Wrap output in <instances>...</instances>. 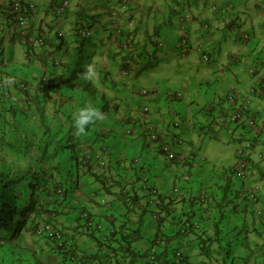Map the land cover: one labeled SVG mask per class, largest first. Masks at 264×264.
I'll list each match as a JSON object with an SVG mask.
<instances>
[{
    "label": "crops",
    "instance_id": "crops-1",
    "mask_svg": "<svg viewBox=\"0 0 264 264\" xmlns=\"http://www.w3.org/2000/svg\"><path fill=\"white\" fill-rule=\"evenodd\" d=\"M32 1L38 5V14L42 23L36 29V32L39 34L44 32L47 37L54 38L55 31H51L52 27L50 26L55 23L53 17L57 20L56 24L60 25V20L56 18L52 9L58 0ZM228 1L230 0H196L193 7L184 2L183 8L189 7L193 16L189 26L191 36L194 39L201 38L217 54L214 62L211 63L213 65L212 74L216 78L214 81L210 78L204 83V85H207L210 94L207 95L204 103L215 101V98H217L214 103L221 104L227 93L235 89L240 100L251 102L253 114L258 119L254 130L243 128L247 127L246 125H238L232 129L216 124H212L210 130L212 134L219 137V140L225 136L238 144L247 139L253 141L254 149L250 159L252 166L249 177L246 181L240 182L236 178L226 177L225 171H220V169L216 172L205 171L202 164H197L198 157L205 148H201V143H197L196 139H200L201 142L204 141L206 136L205 126L208 123L207 120L197 121L196 119L200 116L199 107L202 104H192L188 101L172 102L166 96L167 90H163V104L166 106V110L156 105L152 119L158 123L159 135L163 142H169L176 135L178 139L184 141L182 146H178L176 149V160L166 162L157 151L156 146L148 140L146 122L142 119L140 113L134 109L133 105H128V108L130 106L133 108L131 107L125 111H123V108L126 107L118 109L114 112V115H110L113 118L111 124H109L111 126L107 125L101 128L104 136L107 134L104 142L109 144L108 149L103 147V143L101 145V141H97L102 153L105 154L109 162V171L97 181L106 180L109 177L117 180L116 182L119 181V188L123 189V193L128 192L136 198L134 201L135 206L131 208L132 214L126 215L131 209H125L121 204V195L119 196L112 191L107 197L116 203L117 208L115 211L105 212L104 209L96 207L95 204L90 208H93L91 210L93 215L98 219H104L107 225L124 226L129 230H134L139 227V213L142 214L146 208L147 197L143 188L144 179H147L150 184L161 190H170L173 187L182 185L188 189L190 195L187 200L171 202L170 209L174 211V217L169 219H174L175 229L184 217L185 219H191L193 222L198 220L196 222L200 223V229L195 231L197 234L200 231H206L207 234L213 235L215 232L214 223L219 220L217 219L219 213L216 211V215L209 205L206 208L199 209L197 197L206 194L210 201L215 200L218 202L221 199L222 191H225V194L232 196L230 198L232 203L228 208L223 209L226 215L225 222L221 226L223 233L220 234V240L215 243L213 249L217 251L218 245L230 243L232 251L226 264H264V221L256 215L257 208H264V159H258L259 153L264 152V79H260V76H252L250 73L252 65L264 60V0L256 2L252 0H235L233 10L225 14L222 19L216 20L211 13L212 5L210 4L212 2H215V4L229 3ZM151 2L152 0H129L126 3L124 0H93L87 3L86 0H73L69 15L61 24L63 27L65 25L68 27L76 20H82L85 25L90 22V26H95L94 29L101 33L99 35L101 37L102 31H106L108 28L109 11L116 8L121 11L123 22L135 20L136 26L141 25L143 30L151 31V28L154 27L152 21L148 18L141 20L143 12L146 15L151 12L152 9L149 11L148 7ZM181 2L182 0H171L169 4L172 10H176ZM0 10L4 11L1 1ZM242 14H247V17H250L248 27L241 24ZM226 29L233 33L232 38H226L224 33ZM3 32L0 45H3L2 48L7 42L11 45L10 56L6 53L5 57H14L16 45L20 44V41L13 36V33ZM242 32H249L253 41L244 42L243 44L237 42V37ZM230 44H233L237 51H231ZM20 46L24 53V47L21 44ZM8 62L16 66L12 58ZM256 86L260 87V92L251 96L250 91ZM125 116L131 120L127 121L126 119L123 121ZM176 117H180L184 121V126L180 130L174 127L173 120ZM136 119L137 122H135ZM131 122L136 123L133 135L126 136L125 130ZM95 180V177L89 179L92 183ZM98 185L100 184L95 185V190H98ZM257 185L261 187V197L259 202L254 204L246 198V194ZM169 202V200H166V205ZM148 215H150L149 212L143 216V220L141 219L143 223L141 232L144 240L137 244L145 249L152 241L150 236L154 234L157 228V224L152 218L146 217ZM192 215H196L194 220L191 218ZM169 225L174 227L173 224ZM169 230L173 229L169 228ZM79 239L80 247H84L86 250L84 252H87L88 255L106 251L105 248L101 249L100 246L105 244L98 238L79 236ZM175 241L192 264H203V261H208L200 256L199 236L196 234L184 238L178 237Z\"/></svg>",
    "mask_w": 264,
    "mask_h": 264
},
{
    "label": "trees",
    "instance_id": "trees-1",
    "mask_svg": "<svg viewBox=\"0 0 264 264\" xmlns=\"http://www.w3.org/2000/svg\"><path fill=\"white\" fill-rule=\"evenodd\" d=\"M232 9L233 7L228 8L226 14L232 11ZM53 12L56 18L60 20V24L61 21L68 17L67 14V16L61 17L56 9H54ZM32 17L34 18V16ZM53 19L55 20L54 17ZM74 22V34L69 40L63 39V28L60 27L50 26L52 27L50 30L55 31L54 38L47 37L44 32L39 34L35 30V33L38 34V40H43L44 46L53 48V45H58L59 47L55 50L51 49L52 51H46V49L41 47V50L38 52L43 55L36 61L37 63H41L43 67L38 68L35 67V62L33 61V56L37 51L30 46L25 51L26 56L29 57L30 60H27L22 65V73H24L25 76L20 75L18 78L16 75L17 67L14 66L13 69L9 68L7 63L9 59L13 57H5V47H0V102L2 103V105L0 104V109L9 108L15 115L32 116L30 114L33 112L38 116L40 124L44 127L41 136L42 144L38 146L39 156L36 161L34 160L35 162L32 161L34 163L30 162V164L25 167H14L6 161L8 159L7 157L9 153L13 155L20 153L25 154L29 150L27 146L29 147L34 144H30L27 136H25V141L23 143H16L10 131H4L2 134L0 133V248L3 247L6 242L18 244V241L15 240H18L19 236L22 235L24 231L28 230L35 232L37 226L43 221L55 223L56 220H54V218L57 216L54 215L58 211L55 209V204H58L54 199L56 192L59 188L67 186L74 178L71 175L72 173L62 174L64 163L61 159L64 154L69 153L72 158L71 162L74 158L76 159V168L74 167V169L77 179L80 177V172L84 175L96 177V179L104 177V173L100 174L98 171H103V168L107 166L97 169V173L93 172L90 160H88L86 154L89 149H91L90 146L93 145V143L89 142L90 139H94L95 143L101 141L100 143H103V147L108 149L107 147L109 144L104 142L105 136L103 132H101V128L111 124V116L106 117L103 121H97L92 124L85 135H76L73 127V113L80 107L91 104L100 110L103 108L102 111L108 113L106 110L108 109L109 103H111L110 100H108V103V101L103 102L100 99L107 97L99 93L98 86H91V84L86 86L81 83L83 78L80 76V73L85 70L84 61H81L80 65L76 64V60L73 56V52L78 50L82 51L87 49V51H89L92 42L96 44L97 41L95 40L99 34L94 33L92 37L83 38L78 32L85 24L82 20H76ZM39 24H42L41 20ZM89 24L90 23H88L87 26H90ZM92 29H94V27H92ZM189 30L190 28H188L185 38H181L180 46L183 45L184 40L187 42L189 41L191 37ZM106 32L108 33L107 29ZM108 34H110V36L102 32L101 39L103 38V42L106 41L107 38L112 39L111 36L113 32L111 31ZM141 35L146 37L142 41H147V43H144L142 46H140L142 44ZM55 41L61 42V44H57ZM251 41H253L252 36L249 42ZM161 44L162 38H160L158 26L152 31L143 30V33L141 26L134 29L124 28L121 34L118 35L117 40L110 45V47L118 49V52L115 53L112 51V53H109V60L118 64L120 74L123 71L126 75L130 76L134 71V66H139L141 64L140 60H143L146 55L156 54L158 50L162 48ZM26 46H28L27 43L25 44V47ZM149 47L152 48L150 49ZM63 52L65 59L61 60L63 55L60 56V53ZM60 61L61 63H59ZM31 68L34 69L29 71L28 69ZM100 70L101 69H99V71ZM99 75L102 78L101 85L113 92V100H115L114 108L116 110L125 106V110L130 109L132 106L128 108V105H133L136 110L140 108L141 97L138 93H132V95L128 94L126 96L122 95L123 91H120V89H122L120 86L123 87V84L127 85L126 82L119 83L116 81L109 70H101ZM7 76L11 80H15V89L9 86ZM44 76L48 77L46 78ZM111 77H113V81H111ZM34 78H38V81ZM21 82L31 86L27 92H22L23 95L19 90ZM10 85L12 86L13 84ZM70 85H73L71 90L68 88ZM16 89L18 91L15 96L17 102L13 103L11 97H8V94L5 93H13ZM24 96H26V99L22 101ZM82 96H84L85 99H82ZM174 97L175 99H171L172 102L184 101V97L180 96L179 93ZM118 100H126V102L119 107L120 102H118ZM22 102L23 105L21 104ZM48 106H52L51 112L48 111ZM113 111L116 112L115 110ZM207 114L209 115L211 113L207 112ZM25 127L26 125H24V128ZM205 128L211 130V124ZM84 136L86 137L84 138ZM172 144L173 143H171V146ZM83 169L87 171L83 172ZM106 170L107 168L104 171ZM102 182L104 183V181ZM230 198H232V196L222 191L221 199L216 202V204L211 205L212 209L219 213V220L214 224L215 232L213 235L207 234L206 231H200V233L197 234L195 232L196 230L192 228L191 219H185L183 223L182 229H184V231L188 230V232L199 236L200 256L208 260L205 262L203 261V264H226L230 259L232 251L230 243L218 245L217 251L213 249L222 233L221 226L226 219L223 209L228 208L232 203ZM147 211L149 212L150 209L146 206L143 213H139L140 219H144L143 216L148 214ZM163 214H168L166 206L163 207ZM165 219L166 217H164L162 221L164 222ZM142 220L139 221L138 228L130 232L125 230V235L121 234L119 238L113 237V241L111 240L110 243L105 246L106 252H98L90 262L94 261V264H153V261H149L148 257L138 252L136 248V244L143 238L141 232L143 226ZM87 237L89 236L87 235ZM65 238L68 239L69 235L66 234ZM40 239L44 240L47 247L50 249L51 256L59 258L61 264H80L83 261L84 264H88L85 258L88 254L84 252L86 251L84 247H80V239L75 242L68 240L72 244L70 246L60 241L46 239L45 237H40ZM113 242H116V245H114ZM68 247L75 249L69 250ZM126 253L128 256H123V254ZM163 253H165V251H163ZM98 254L101 255V257H98ZM161 260L162 258H160L158 262L156 261V264H173L174 261L173 256L171 257L169 254H163V261ZM48 261V258L45 257L44 254L39 253V255L35 257L28 256L27 260L22 264H50ZM4 263V260L0 257V264ZM12 264L19 263L14 262Z\"/></svg>",
    "mask_w": 264,
    "mask_h": 264
},
{
    "label": "clouds",
    "instance_id": "clouds-1",
    "mask_svg": "<svg viewBox=\"0 0 264 264\" xmlns=\"http://www.w3.org/2000/svg\"><path fill=\"white\" fill-rule=\"evenodd\" d=\"M0 1H1V5L4 7V11L3 12H2V10H0V22H1V27H2V34H4L3 31H9L8 32L9 34L13 33V36L18 38V40L20 41V44L24 47V51H26L30 46L35 48V50L37 52L33 56V61L34 62L36 60L40 59V57L43 55V54H40L38 52V51L41 50L40 49L41 47H43V49H46V51H48V50L52 51L51 49L55 50V49H57L59 47L58 45H56L55 48H49V47H46L44 45L43 46L35 45L31 41V39H38V34L35 33V30L38 29V27L40 25L39 22L41 20V18L39 17V14H38L39 13L38 5L34 1H32V0H19V1H21V4L23 6V9H22L21 12H15L14 11V8H13L14 7L13 6V1L14 0H0ZM16 1H18V0H16ZM128 1L129 0H124L125 3L128 2ZM234 2H235V0H233L231 2V4L229 6H226V7H224L221 4H213L211 6V13H212L213 17L216 20L222 19L223 16L226 14V11L228 10V8H232L233 7ZM61 3H62V0H58L57 3L52 7V9L53 10L56 9V11H57L59 6L61 5ZM72 3H73V0H71L70 6L68 7L66 12H64L63 14H59V13L58 14L61 15V17L69 15V11L72 8ZM214 7H218L219 11H215ZM19 13H21L23 17L27 18V23L25 25H22L19 22V20L17 19L18 16H19ZM109 13H110V15H109V21H108V24H107L108 25L107 30H108V33H110L111 31L113 32V35L111 36L112 39L107 38V40H106V44L109 45V46L112 45V43L115 40H117L118 35L121 34V32H122V30L124 28L134 29L136 27L141 26V25L136 26L137 24H136L135 20H129V21L123 22L122 18H121V11L119 9H116V8L111 9L109 11ZM114 13H116L117 15L114 16ZM217 15L220 16V19H217ZM32 16H34V18ZM65 20H66V18L63 21H65ZM53 21H55V23H56L57 20L55 19ZM55 23H54L53 26L63 28L62 24H60L58 26ZM83 26L84 27L78 32L79 35H81L83 38L92 37V35L94 33H98L100 35L98 30L92 29V27L95 28V26H93V25H91V26L83 25ZM83 31H86V33H89V35L88 36H84L83 35ZM102 32L110 36V34L106 33L105 30H103ZM73 34H74V31H73V33H71V37L73 36ZM66 35H68V33H65V31L63 29V35H62L63 39H67L68 38V37L66 38ZM185 35L182 36V37L185 38ZM251 36L252 35L249 32H242V33H240L238 35L237 42H239L241 44H243L244 42H248L249 43V41L251 39ZM140 37H142V36H140ZM1 38H3V37L1 36L0 39ZM102 40H103V38L101 39V37L98 36L96 44L93 45V46H90V49L94 48V46L95 47L98 46V44ZM142 40L143 39L141 38V43L142 44L140 46H142L144 43H147V42L142 41ZM55 42H57V41H55ZM26 43L28 44V46L25 47ZM188 43H189V41H188ZM57 44H61V42H57ZM106 44H104V45H106ZM2 46L3 45H0V47H2ZM199 47H202V49H203L202 52L199 51ZM204 47H205L204 41L199 38V40L197 42V45L196 46L192 45V46L188 47L186 52L183 51L182 45L179 46L178 57H185V56H187L190 53V51L200 52L201 55H202V59H201L202 62H205L203 60V55L208 54L210 59H209V61H207L205 63L211 64V63L214 62V59H215L216 55H215L213 50H205ZM83 51L84 50H82V51L78 50L76 52H73V56H74V59L76 60V64L80 65L81 64L80 62L84 61V69L85 70L82 73H80V76L83 78L81 80V83L83 85H86V86H89L90 84H91V86L92 85H96L97 86L98 83L94 82V80L93 81L91 80V79H94L96 77V75H97L96 66H95V64H88V65L85 66V63L87 61H86L85 57H84L85 59L82 57L81 52H83ZM113 51L114 52H118V49H113ZM111 53H112V51H111ZM61 55H63V58L61 60L65 59L64 52L60 53V56ZM146 56H149V55H146ZM13 58H12V60H13ZM144 59H146V57L143 58V60ZM27 60H30V58L27 57L25 52H24L23 53V62H22V64L15 63V65L17 67V70L20 69L22 67V65ZM143 60H140L141 64L139 66H137V65L134 66V71H133V73L130 76L126 75L122 71V73L119 74L121 76L115 75V77H118L120 79L119 81H122L124 83L126 81L131 80L132 78L133 79L138 78L139 75H140L139 74L140 66L142 65V61ZM236 60H239V59H236ZM59 63H61V61ZM7 64L9 65V68L14 67L13 64H9V62ZM57 64H58V61H57ZM103 70H110V69L107 68V66H105V68H103ZM250 73H251L252 76H260L261 77L260 79H264V60L258 61L256 64L252 65V67L250 69ZM23 76H25V75H23ZM44 77L47 78L48 76H44ZM39 80H41V79H39ZM87 80H89V81H87ZM36 81H38V78L36 79ZM116 81H118V80H116ZM129 84H130V82H129ZM138 84H139V87L137 89V93L141 97V103H140V108L137 111L140 113L142 119H144L145 122H146L148 140L156 146L157 151L163 156V158L165 159L166 162H173L177 158V151H176L177 147L178 146H182L184 141L182 139H178V137L173 136L172 139L169 142H166V141L163 142L161 140V138H160V135H159V131H158V127H157L158 123L152 119V114L150 113L149 108L146 106L147 105L146 98L148 96L157 94L159 97H163V92L164 91L159 89V88H157L156 86H152V89H148L145 86L142 87L140 85L139 80L137 81V85ZM23 85L25 86V88L22 87ZM30 87L31 86H29L27 83L21 82L19 90H20V92L22 94V92H27ZM169 91L170 90L166 91V96L167 97H168ZM251 93H254V94L258 93L257 88H255V87L252 88ZM5 94H8V97H11V101L13 103L17 102V99L15 97L16 96L15 93H10L9 94L8 92H6ZM179 94H180V96H183V94H181V93H179ZM231 95L236 96V103L239 105V102H238L239 95H238L237 90H235V89L230 90L227 93V95L223 98L224 99L223 103H221V104H219V103L208 104L205 107V109L202 111L203 115H208L207 112L211 113V114H209L210 115L209 118H212V121L208 122L207 124L208 125L216 124V125L221 126V127L232 128V129L237 127L238 125H240V126L246 125L247 128H249L251 130H254L256 128V126H257L258 119L254 116L253 111H252V107H251L250 104H248L249 111L247 113L246 121L240 122L237 125H230V126H223V125H221L219 123L218 116L223 110L227 109V107H228V105H227L228 102L227 101H228V98ZM107 98H104V100L105 99H106L105 101L111 100V99H113V96H112L111 99L110 98L107 99ZM23 99H26V96H24ZM105 101H103V102H105ZM211 105H213L215 108H213L212 110H208V108ZM102 109L100 110L99 108H97L96 106L91 105V104H86L85 106L80 107L79 109H77L73 113V127L75 129L76 135L80 136V135L87 134V131H88L89 127L92 124H94L97 121H101V120L103 121V119L105 118L106 115H107V117H109L110 115H114V111L113 110L117 111L114 108V106L113 107L112 106L111 107L108 106V109L106 110V112H108V113L103 112ZM213 114H214V116H213ZM209 118H207V119H209ZM112 119L113 118L111 116L110 120H112ZM126 119H127V121L131 120L130 118H127L125 116V118H123V121L126 120ZM249 120H253L255 122L254 126H252V127L249 126V124H248ZM135 122H137V119L135 120ZM135 122H131L130 124H128L127 129L125 130V135L126 136H132L133 135L134 127L136 125ZM208 125H206V126H208ZM183 126H184V121L182 119H178V120L174 121V127L176 129L178 128L177 130H180V128L183 127ZM152 131H154L153 133L156 134V136H157L156 139H152V134H153ZM205 134H208V133H205ZM106 136H107V134L105 135V137ZM171 143H173L172 146H171ZM93 144L94 145L92 146V148L89 149L88 153L86 154L88 160H90V165L92 166L93 172L97 173V169L103 168V167H106V166H107L106 167L107 168L106 171L108 172L109 171V162L107 161V157L105 156L104 153H102V150H100V147H99L98 144L97 145L95 143H93ZM248 144H250V147L248 148L249 152H248V155H247V158H246L247 161H248V164H247V166H246V168L244 170L245 176L244 177H240L239 173L241 172V167H240V161H239V158H238V155H237V151H238L239 148L246 147V145H248ZM101 145H102V143H101ZM166 146H170L172 151L174 152V158L171 159V160H168L166 158L165 151H164V147H166ZM263 147H264V145H263ZM93 148H95V149H93ZM253 149H254V143H253V141L251 139H247V140L242 141L238 145L237 150L235 152V161H234V163L232 165H228V166H221L220 171H225L226 172V177L236 178L240 182L246 181L247 178L249 177L250 169H251V166H252L250 159H251V154L253 152ZM260 155H263V157L260 158ZM258 159H260V160L264 159V152L259 153ZM101 161L104 162V165L100 164ZM106 168H103V169L105 170ZM104 170L103 171H98V173H100V174L104 173V175H105L107 172H105ZM84 171H87V170L85 169ZM80 178L81 177H78V179H77V177H74L73 181H70L71 185H68L69 183L67 184V187H69V189L73 188L74 194H70V192L68 191V188L62 187V188H59L57 190L56 196L54 197L55 201L58 203V204H55V206H56L55 209L58 210V211H57V213L55 215L53 214L54 216H57L56 218H54V220H57L59 217H61V214L64 211V206H66V207L67 206L74 207L77 210L76 220H73V218H69L68 216H65V217L63 216V218H64L63 224L64 225L62 224V226H65L66 228H68L67 231L62 226L61 227L56 226L55 223H52V222H49V221H47V222L43 221L37 226V228L35 229V232L34 231L33 232L35 233V235L37 237H39V238L43 237L42 235H40L38 233V230L44 225H51L53 228H55L58 231H60L64 235V237H65L66 234L69 235L68 239L65 238L66 242H67V243H65V245H67V246L72 245L70 243L71 240L75 242L76 240H79V236L87 237V235H88L90 238H93V239L98 238V239H100L103 242V244H105V245H101L100 246L101 249L102 250H103V248L106 249L105 246H107L108 243H110L111 240L113 241V239H114L113 237H116V238L118 237L119 238V235H121V234L125 235V230L129 231V232L132 231V230H129V229L125 228L124 226L116 227V226L107 225V223H105L104 219H98L96 216L93 215V212L91 211L93 208H90V207L95 204L96 207H100L102 210L104 209L105 212L111 213V212L115 211L116 208H117L116 203H114L113 201L109 200L108 197H107V195H110L112 193V191H113V193H115V194H117L119 196L121 195L120 196V200L122 202L121 204L124 206L125 209L133 208L135 206V202L134 201H135L136 198L133 195H130V193H128V192L123 193L124 192L123 189L119 188V185H120V183H118L119 181L116 182L117 180H113L110 177L106 178V180H102V181H104V183L102 181L98 182L97 181L98 179H96L95 182H93V183H95L93 185L94 188H92L89 192H85L80 187ZM90 178H93V177L88 175L87 179L89 180ZM74 182H75V184H74ZM98 183L100 184V185H98V190H95V185H97ZM72 184H74V186H72ZM91 184H92V182H91ZM143 188L145 189V193H146V197H147L145 206H147L148 209H150V211H149L150 215L146 216V217L152 218V220L155 222V224H157V228H156L154 234H152L150 236V237H152V241L146 247V249L142 248V247H139L136 244L137 251L140 252L141 254H145L148 257L149 256V251L155 245H159V248H158L159 253L157 255L158 256V260L160 258H162L161 261H163V254L164 255L165 254H167V255L169 254L171 257L173 256V260H174L173 264H175V260L177 258L176 255H177V253H180L182 255L181 264H192L190 262L189 258L182 251L181 247L177 246V243L175 241L176 238H178V237L184 238V237H188V236H190L192 234L191 232H188V230L184 231V229H182L183 228V223L185 222V218L183 217L182 221H180L178 223L179 225H178V227L176 229H175L176 223L174 222V219H169L170 217H174L173 216L174 211L172 209H170L171 202L174 203V202H178V201H183V200L189 199L190 193H189L188 189L183 187L182 185H180V186H177V187H173L170 190H161L160 188L154 186L153 184H150L147 179H144ZM151 188H154V189H156L159 192V201L160 202L156 206H152L149 203ZM114 190H116V191H114ZM175 190H177L178 192H175ZM251 195H255L256 196V200H253L251 198ZM76 197H77V199H76L77 201H74ZM260 197H261V187L258 186V185L255 186L251 191H249L246 194V198L248 200H250L254 204H257L259 202ZM166 200L170 201L169 204H168L169 206L166 205L167 204ZM78 201L79 202H83V205L78 206V204L75 203V202H78ZM103 201H105L106 203L104 204ZM216 202L217 201H215V200L210 201L206 194H201V195H199L197 197V205L199 206V209L200 208L201 209L202 208H206L207 205H209L211 207V205L216 204ZM86 206H88V207H86ZM165 206L168 209V214L167 215L163 214V207H165ZM65 212H66V210H65ZM131 212H132V209L130 211H128L126 213V215H128L129 213L132 214ZM83 213H88V215H89V217L91 219L97 220V222L102 223L104 228H105L104 231L103 232H99V231H94V230H91L90 228H88L86 226V224L84 223L83 219H82V214ZM215 213L217 215L216 211H215ZM256 215L262 221H264V208H257L256 209ZM195 216L196 215H192L191 218H193V220H194ZM164 217H166V219L163 222L162 219ZM217 219H219V214L217 216ZM196 221H198V220H194V222L191 221V223H192V226H193L192 227L193 230L195 229L197 231V230L200 229V223H198ZM72 222H74V223H72ZM216 223L217 222H215L214 224H216ZM69 224H72L74 226L71 227ZM138 224H139V222H138ZM169 224H173L174 227H171ZM169 228H172L173 230H169ZM106 229L107 230L115 229L116 230V234H114V235H112L110 237L109 236L106 237V235L104 234ZM222 233H223V231H222ZM89 237H87V238H89ZM68 240H70L69 244H68ZM143 240H144V236L139 241V243H141V241H143ZM15 241H17V240H15ZM98 244H100V243H98ZM68 248H69V250L70 249H75V248H70V247H68ZM163 251H165V253H163ZM79 252H81V251H79ZM94 256H96V254H90V255L85 257L87 259V263L88 264H92V263L94 264V261L90 262V260H92L94 258ZM97 256L101 257V255H99V254ZM123 256L126 257V256H128V254L127 253L123 254ZM158 260H157V262H158ZM95 263H96V261H95Z\"/></svg>",
    "mask_w": 264,
    "mask_h": 264
},
{
    "label": "rangeland",
    "instance_id": "rangeland-1",
    "mask_svg": "<svg viewBox=\"0 0 264 264\" xmlns=\"http://www.w3.org/2000/svg\"><path fill=\"white\" fill-rule=\"evenodd\" d=\"M86 1L87 3H89L93 0L91 1L86 0ZM169 1L171 0H152V2L148 6L149 11L150 9H152L151 12L148 15H146L145 12L141 14L142 15L141 20L148 18L149 20L152 21L151 23H153L154 27L151 28V31L152 29L154 30V28L158 26L160 38H162L161 47L163 48L159 49L156 54H151L149 56H146V59L142 61V65L140 66L139 77L136 79L132 78L131 80L126 81L127 85L123 84V87L120 86L122 88L120 89V91H123L122 95L125 96L128 94L132 95V93H137V89L139 87V84L137 85V81L139 80L140 85L142 87L145 86L148 89H152V86H156L161 90H170L168 94L170 101L172 98L175 99L174 96H176L178 93H181L184 96V102L188 101V103L191 102L192 104L195 103L202 104L199 107L200 116H198V118L196 117L197 121L207 120L206 122H211L212 118H209V115H203L202 111L205 109L207 104L214 103L217 100V98H215V101L204 103L207 95L209 94L207 90V85H204V83L210 80V78L213 81L216 78V76L212 74L213 65L202 62L201 60L202 55L200 52L190 51V53L187 56L178 57L181 38L187 33L191 20L193 19V16L190 13L191 10L189 9V7L183 8V4L184 2H186L187 5L190 4V7H193L196 0H182L180 6L176 7V10L174 9L172 10ZM232 1L233 0H230L228 1L229 3L225 2L222 3L221 5H223L224 7L229 6ZM252 1L256 2L258 0H252ZM213 4H215V2H212L210 5ZM217 19H220L219 15H217ZM249 19L250 17H247V14H242L241 15L242 26L248 27ZM74 27H75V22L71 23L70 26L68 27H66V25L63 27L65 33H68V35H66V38L68 37L67 38L68 40L71 37V33H73L74 31ZM141 28L143 33V26H141ZM224 33L226 34V38L228 37L232 38L233 36V33L230 30L226 29ZM2 35H3L2 27L0 22V37ZM141 38L144 39L146 37L142 36ZM198 40L199 38L194 39L193 37H190L188 46L189 47L192 45L196 46ZM95 41H97V39ZM223 41H222V46L224 45ZM145 42L147 41L145 40ZM93 44L95 43L92 42V46ZM104 44H106V41L100 42L98 46L96 47L94 46V48L89 49V51H87V49L84 50L83 52H81V54L83 57L86 58L87 62L85 63V66L88 64H95L96 66L97 75L94 79L91 80L92 81L94 80V82L98 83L97 86L99 88L98 90L99 93L111 99L113 96V92L104 88L101 85L102 78L99 75V72L103 70L105 66H107V68L110 69L109 71L113 74L114 78L118 80L119 83H123V82L119 81L120 79L118 77H115V75L121 76L119 75L120 71L118 65L109 60V55H110L109 53H111V51H113L114 48L110 47L107 44L106 45ZM4 47L6 49L7 55L10 56V47H11L10 43L9 42L5 43ZM53 47H55V45ZM230 47H231V51H235V50L237 51V48L233 44H230ZM149 48L151 49L152 47ZM204 49L212 50V48H210L209 45L206 44ZM214 53L217 56L215 51ZM13 61L15 63H20V64H22L23 62V49L20 46V44L16 45ZM37 61H35V67L42 68L43 65L41 63H37ZM34 68L28 70L32 71V69ZM10 69H13V67H11ZM99 69L101 70L99 71ZM18 70L16 71V75L19 78L20 75L23 76L24 73H22V67L21 69ZM111 78H112L111 81H113V77ZM7 82L9 83V86L12 89H15L14 88L15 80L13 81L8 77ZM10 84L13 85L11 86ZM68 88L71 90L73 88V85H70ZM256 88L259 93L260 87L256 86ZM13 93L17 94L18 93L17 89L14 90ZM254 95L256 94L254 93L251 94V96ZM81 98L85 99L84 96H82ZM100 99L102 101H105L103 98ZM24 100L25 99H22V101ZM110 101L111 103H109L108 101L109 103L108 106L110 107L115 106V100L111 99ZM146 101H147L146 106L149 108L151 114L154 113V107L156 105L157 107L166 110V106L163 104V97H159L157 94L148 96L146 98ZM118 102H120L119 104L120 107L121 104H124V102H126V100L125 101L118 100ZM238 102L239 105L245 103L251 105V102L249 100L239 99ZM0 104L2 105L1 102ZM21 104L23 105V102ZM48 111L49 112L52 111V106H48ZM123 111H125L124 108ZM179 111L182 112L181 110ZM30 115L32 116L15 115L13 112L10 111L9 108L0 109V133L2 134L4 131H10L11 135L13 134L12 138L15 139L16 143H23L25 141V136H27L28 141H30V144H34L29 147L27 146L29 150L25 154L20 153L17 155H13L12 153H9L7 157L8 159L6 161L9 164L13 165L14 167L15 166L25 167L28 164H30V162L34 160L36 161L37 157L39 156L38 146L42 144L41 136L43 134L44 127L40 124V119L38 118L37 115H35L33 112ZM178 119H182V118L176 117L173 121ZM24 125H26L25 128ZM205 133L208 134H206L203 142H201V140L198 138L196 139L197 143H201L200 147L203 149L205 148L204 150H202V153L199 155L197 164H202L204 166V170L210 172H216L218 169H221V166L232 165L235 161L234 153L236 152L239 144L234 143L232 140H230L225 136L221 140H219L218 139L219 137H217L215 134H212L210 129L205 128ZM85 137L86 136H84V138ZM231 137L234 139L233 136ZM89 142L95 143L94 139L93 140L90 139ZM95 144L97 145V143ZM92 146L90 147L92 148ZM71 159L72 158L70 157L69 153L64 154L62 156L61 160L64 163L62 168L63 169L62 174L64 173L65 175L66 173H72L71 174L72 177H75L74 167L76 168V159L74 158L72 162ZM221 164H226V165H221ZM87 176L88 175H84L83 173L80 172V177H81L80 187L85 192H89L92 188H94L93 185L95 184V183L91 184V182H89V180L87 179ZM68 185H71V182H69ZM72 186H74V184H72ZM65 187L68 188L70 194H74L73 188L69 189V187L67 186ZM76 199L77 197L75 198L74 201H77ZM75 203L78 204V206L83 205V202L78 201ZM63 216L64 217L68 216L69 218H73V220H76V216H77L76 208L64 206V211L62 212L61 217H59L55 221L56 226L59 227L62 226L64 221ZM69 225L71 227L74 226L72 224ZM62 227L67 231L68 228H66L65 226ZM17 241L18 244H14V242L11 243L6 242L4 246L0 248V257L1 259L4 260L5 262L4 264L7 263L12 264L14 262L22 264L25 260H27L28 256L35 257L39 255V253L44 254L45 257L48 258L49 260L48 262L50 264H61L59 258L51 256L50 254L51 251L47 247L46 243L43 240H41L39 237H37L33 231H28V230L24 231L23 234L19 236V239ZM113 244L116 245V242H113Z\"/></svg>",
    "mask_w": 264,
    "mask_h": 264
},
{
    "label": "built area",
    "instance_id": "built-area-1",
    "mask_svg": "<svg viewBox=\"0 0 264 264\" xmlns=\"http://www.w3.org/2000/svg\"><path fill=\"white\" fill-rule=\"evenodd\" d=\"M15 1V2H14ZM13 1V8H14V11L15 12H21L22 9H23V6L21 4V1H16L14 0ZM70 3H71V0H62V3L61 5L59 6L58 8V13L59 14H63L64 12L67 11L68 7L70 6ZM214 10L215 11H219V8L218 7H214ZM117 14L114 13V16H116ZM19 20V22L22 24V25H25L27 23V18L23 17L21 13H19V16L17 18ZM83 35L84 36H88L89 33H86V31H83ZM31 41L35 44V45H40V46H43L44 45V42L43 40H38V39H31ZM188 42L186 40L183 41V51L186 52L187 49H188ZM199 51H203L202 47H199ZM210 57L208 54H205L203 55V60L205 62L209 61ZM57 63V61H56ZM23 88H25V86L23 85L22 86ZM228 107L226 110H223L219 116H218V121L221 125L223 126H230V125H237L238 123L240 122H244L246 121L247 119V113L249 111V106L247 103L245 104H242V105H238L236 103V96L234 95H231L229 98H228V103H227ZM213 108H215L213 105H211L208 110H212ZM218 108V107H217ZM248 124L250 127L254 126L255 122L253 120H249L248 121ZM178 125V124H177ZM154 131H152L153 133ZM156 134L153 133L152 134V139H156ZM250 147V144L246 145V147H242V148H239L238 151H237V155H238V158H239V161H240V167H241V172L239 173V176L240 177H244L245 174H244V170L248 164V161H247V155H248V148ZM164 151H165V155H166V158L168 160H171L174 158V152L172 151L171 147L170 146H166L164 147ZM263 155H260V158H262ZM100 164H103L104 165V162H100ZM175 192H178L177 190H175ZM251 198L253 200H256V196L255 195H251ZM159 192L154 189V188H151L150 190V205L152 206H156L158 203H159ZM103 203L105 204L106 202L103 201ZM82 219L84 221V223L86 224V226L88 228H90L91 230H94V231H99V232H103L104 231V226L102 223H99L93 219H91L88 215V213H83L82 214ZM38 233L40 235H42L43 237H45L46 239H49V240H55V241H60V242H63V243H67L66 242V239L65 237L63 236V234L58 231L57 229L53 228L51 225H44L42 226L39 230H38ZM104 234L106 235V237H110L114 234H116V230L115 229H109V230H105ZM68 244H69V241H68ZM159 245H155L150 251H149V256H148V259L149 261H153V264H156L157 262V259H158V253H159ZM176 260H175V264H181V260H182V255L180 253H177L176 255ZM80 264H84V261Z\"/></svg>",
    "mask_w": 264,
    "mask_h": 264
}]
</instances>
